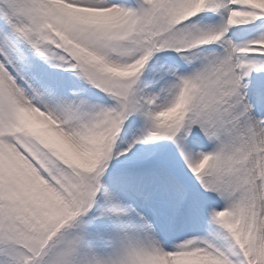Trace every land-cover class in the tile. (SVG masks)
Segmentation results:
<instances>
[{"label":"snow or ice","instance_id":"snow-or-ice-1","mask_svg":"<svg viewBox=\"0 0 264 264\" xmlns=\"http://www.w3.org/2000/svg\"><path fill=\"white\" fill-rule=\"evenodd\" d=\"M0 264H264V0H0Z\"/></svg>","mask_w":264,"mask_h":264}]
</instances>
